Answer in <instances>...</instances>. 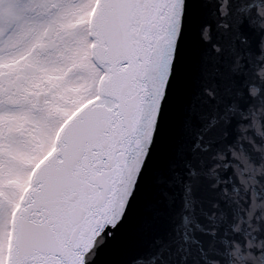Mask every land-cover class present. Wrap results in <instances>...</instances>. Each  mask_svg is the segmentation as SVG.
<instances>
[{"label":"snow or ice","instance_id":"6c2138e0","mask_svg":"<svg viewBox=\"0 0 264 264\" xmlns=\"http://www.w3.org/2000/svg\"><path fill=\"white\" fill-rule=\"evenodd\" d=\"M32 7L22 5L21 16L27 19ZM35 12L51 15L61 29L88 21L79 41L109 86L93 88L67 109L48 101L27 110L6 107L0 95V264H99L130 219L155 146L184 0H44ZM32 32L14 33L8 42L23 43ZM157 60L164 62L159 86L152 77ZM8 62L0 55V77ZM149 95L151 117L141 133Z\"/></svg>","mask_w":264,"mask_h":264},{"label":"water","instance_id":"95a60500","mask_svg":"<svg viewBox=\"0 0 264 264\" xmlns=\"http://www.w3.org/2000/svg\"><path fill=\"white\" fill-rule=\"evenodd\" d=\"M256 6L258 0H184L179 54L155 146L130 219L101 251L99 264H226L234 242H244L249 229L241 206L250 194L235 174L232 150L249 151L238 139L240 126L264 110V20L254 15ZM163 51L166 61V45ZM163 75L164 62L157 60L153 84ZM101 78L99 87H108ZM147 101L141 133L151 95Z\"/></svg>","mask_w":264,"mask_h":264},{"label":"rangeland","instance_id":"374dc122","mask_svg":"<svg viewBox=\"0 0 264 264\" xmlns=\"http://www.w3.org/2000/svg\"><path fill=\"white\" fill-rule=\"evenodd\" d=\"M43 2L3 0L0 4V55L9 59L2 69L5 75L0 77L6 81L0 87L6 107L19 105L27 110L34 103L41 105L48 101L52 106L67 109L81 95L99 86L101 76L97 77L103 68L84 55L79 41L88 21L61 29L59 24L52 23L51 15L36 14L35 5ZM25 4L33 6L27 19L19 11ZM52 11L54 13L56 10ZM25 32H32V35L23 43L8 42V37L14 33L21 35ZM36 40L40 43L33 48ZM29 48H32L31 55L20 60L19 57ZM40 97L42 102L39 101Z\"/></svg>","mask_w":264,"mask_h":264},{"label":"clouds","instance_id":"9594fccd","mask_svg":"<svg viewBox=\"0 0 264 264\" xmlns=\"http://www.w3.org/2000/svg\"><path fill=\"white\" fill-rule=\"evenodd\" d=\"M253 13L264 20V0H258ZM203 38L206 41L210 38L207 27ZM251 94L255 96L256 90L253 89ZM239 130L244 134L238 139L247 142L249 151L233 149L232 157L237 161L233 167L241 188L245 194H250L247 207L241 206L249 231L243 243L234 242L233 248L225 254L226 264H264V110L253 114L250 123L241 125ZM250 152L255 153L257 159H252ZM235 230L240 231L239 225ZM212 264L220 262L213 261Z\"/></svg>","mask_w":264,"mask_h":264},{"label":"trees","instance_id":"16d2710c","mask_svg":"<svg viewBox=\"0 0 264 264\" xmlns=\"http://www.w3.org/2000/svg\"><path fill=\"white\" fill-rule=\"evenodd\" d=\"M28 2V1H27ZM30 2H32V0H30Z\"/></svg>","mask_w":264,"mask_h":264}]
</instances>
